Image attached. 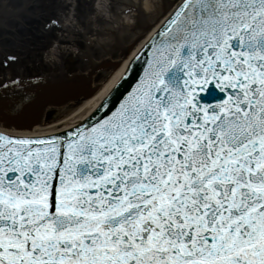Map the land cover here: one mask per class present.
<instances>
[{
	"label": "snow or ice",
	"instance_id": "6c2138e0",
	"mask_svg": "<svg viewBox=\"0 0 264 264\" xmlns=\"http://www.w3.org/2000/svg\"><path fill=\"white\" fill-rule=\"evenodd\" d=\"M0 264H264V0H180L87 120L0 134Z\"/></svg>",
	"mask_w": 264,
	"mask_h": 264
},
{
	"label": "bare ground",
	"instance_id": "6f19581e",
	"mask_svg": "<svg viewBox=\"0 0 264 264\" xmlns=\"http://www.w3.org/2000/svg\"><path fill=\"white\" fill-rule=\"evenodd\" d=\"M180 0H130L119 4L113 12L107 0H97L93 9V18L87 19L83 31L79 24L66 27L67 44H75L80 36H101L97 43L102 54H96L97 61L91 60V45L96 42L85 39L89 45L85 73L68 78L66 75H40L33 78L7 82L0 87V94H7L14 88H30V95L16 103L25 104L29 111V121L21 120L15 126H4L0 122V133L8 135L46 136L73 127L85 121L106 98L113 79L141 47L145 40L163 22ZM104 25L96 28V25ZM63 27V26H62ZM61 28V26H60ZM91 49V51H90ZM61 57L59 50L47 54L48 63L57 66ZM59 85L62 90L73 91L70 97L57 98L59 105L44 106L40 102L38 90L44 91L46 85ZM21 85V86H20ZM27 86V87H26ZM66 86V88H64ZM62 95V93H60ZM34 98V99H32ZM16 101V100H14ZM13 107V105H12ZM38 111V112H37ZM34 112V114H33Z\"/></svg>",
	"mask_w": 264,
	"mask_h": 264
},
{
	"label": "rangeland",
	"instance_id": "374dc122",
	"mask_svg": "<svg viewBox=\"0 0 264 264\" xmlns=\"http://www.w3.org/2000/svg\"><path fill=\"white\" fill-rule=\"evenodd\" d=\"M113 12L130 0H107ZM97 0H0V87L6 81L40 75H66L68 78L85 73L89 45L85 39L96 40L91 54H102L98 46L101 36H80L67 44L66 27L79 24L83 31L87 19H92ZM61 26V28H60ZM63 26V27H62ZM103 28L104 25H96ZM59 50L57 66L48 63L47 54ZM14 59H9V58ZM97 61V56H90Z\"/></svg>",
	"mask_w": 264,
	"mask_h": 264
},
{
	"label": "water",
	"instance_id": "95a60500",
	"mask_svg": "<svg viewBox=\"0 0 264 264\" xmlns=\"http://www.w3.org/2000/svg\"><path fill=\"white\" fill-rule=\"evenodd\" d=\"M179 3H180V1L172 9V11L167 15V17L163 20V22L155 29V31L145 40V42L136 51V53L131 57V59L126 63V65L121 69V71L116 75V77L113 79L111 85L109 86V88L107 90L106 97L109 95L110 92H112V90L116 87L117 83L125 75V72L129 66V63L133 60V58H135L141 52V50L145 47V45L149 43V41L152 39V37L156 35L157 31L165 24L167 19L176 10ZM143 66L144 65H143V58H142L135 65V67H134L135 75L133 76L132 79H130L128 81V84L125 85L126 89H128L134 85L135 79L138 78V76L140 74H142ZM67 87L68 88H66V86H65L64 88H66V89L62 90V86H59V85L56 86V85H54V83H52V85H46V87L43 88L44 91L38 90V95H40V97H39L40 102L44 106L59 105L58 100H57L58 97L62 98V99H65V98L68 99V97H70L73 93V91L69 88V86H67ZM29 90H30V88L26 89L25 87L20 88V89L14 88L13 90L8 92L7 94H0V122L4 123V126H6V127L15 126L21 120L29 121L30 109H29V111H28V109H26L28 106L26 107L25 104H19L16 106V103L18 101H21L23 99V97L30 96V95H36V93H30ZM60 93H62V95ZM123 93H124V90H122V94ZM32 99H34V98H32ZM14 100H16V101H14ZM12 105H13V107H12ZM95 110L93 112H95ZM92 113H91V115H92ZM33 114H34V112H33ZM73 127H70V128H67V129L61 130L59 132L50 134V135H46V136H27V135H8V134H4V135H8L10 137H21V138H48V137H53V136L64 134L65 132L71 130V128H73ZM0 134H2V133H0ZM59 137H63V135L59 136Z\"/></svg>",
	"mask_w": 264,
	"mask_h": 264
}]
</instances>
